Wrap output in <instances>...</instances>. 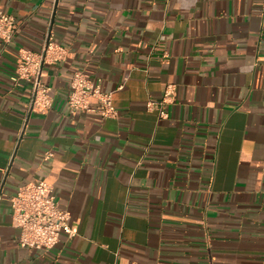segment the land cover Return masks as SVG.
I'll list each match as a JSON object with an SVG mask.
<instances>
[{
    "label": "crops",
    "instance_id": "1",
    "mask_svg": "<svg viewBox=\"0 0 264 264\" xmlns=\"http://www.w3.org/2000/svg\"><path fill=\"white\" fill-rule=\"evenodd\" d=\"M0 6L18 27L0 43V264H264V0ZM50 39L65 56L43 66L53 106L38 114L13 78ZM75 73L116 118L71 111ZM166 92L164 120L148 103ZM36 181L76 232L51 251L22 248L13 225Z\"/></svg>",
    "mask_w": 264,
    "mask_h": 264
},
{
    "label": "built area",
    "instance_id": "2",
    "mask_svg": "<svg viewBox=\"0 0 264 264\" xmlns=\"http://www.w3.org/2000/svg\"><path fill=\"white\" fill-rule=\"evenodd\" d=\"M17 21L0 6V43L10 44L17 33ZM65 50L59 48L51 39L40 54L22 51L17 63L13 81L32 82L33 99L31 111L47 114L53 106L51 89L43 83V66L64 58ZM166 92L162 102L150 101L148 109L157 111L161 119L167 120L165 105L170 98ZM96 100L98 106L90 102ZM71 111L99 114L104 119L117 117L112 94L102 92L100 86L92 83L84 73H75L71 83V95L68 101ZM53 157L47 153L45 160ZM1 200V196H0ZM13 225L20 231L19 245L22 248L39 251H51L60 243L61 235L66 233L70 238L76 236L69 212L59 207L54 195V187L45 181H36L23 186L17 196L11 199Z\"/></svg>",
    "mask_w": 264,
    "mask_h": 264
}]
</instances>
